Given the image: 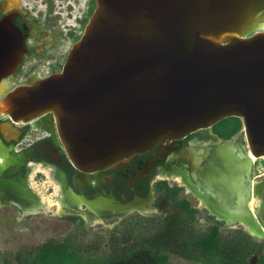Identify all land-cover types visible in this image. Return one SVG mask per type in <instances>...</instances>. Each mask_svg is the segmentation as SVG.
Instances as JSON below:
<instances>
[{"label": "water", "instance_id": "water-1", "mask_svg": "<svg viewBox=\"0 0 264 264\" xmlns=\"http://www.w3.org/2000/svg\"><path fill=\"white\" fill-rule=\"evenodd\" d=\"M82 26L61 71L12 85L27 35L0 22L6 141L49 119L72 166L95 173L239 118L247 149L210 148L193 175L220 219L264 239V177L253 180L250 155L264 157V0H91Z\"/></svg>", "mask_w": 264, "mask_h": 264}, {"label": "flooded vegetation", "instance_id": "flooded-vegetation-1", "mask_svg": "<svg viewBox=\"0 0 264 264\" xmlns=\"http://www.w3.org/2000/svg\"><path fill=\"white\" fill-rule=\"evenodd\" d=\"M82 1L0 0V22L12 18L14 25L27 35L29 49L8 82L12 85L20 83L18 79L27 62L58 61L57 50L67 45L69 49L72 47L83 33L82 23L88 18L90 9L91 0ZM77 7L81 12L76 11ZM67 54L59 69L51 73L62 70ZM34 75L38 76L32 74L30 77ZM8 121V116L0 115V204L15 205L28 219L40 214L56 216L54 210L61 203V214L93 226L102 224L101 219H118L164 209V202L172 198L173 192H178L177 198L184 190H189L187 193L206 207L217 202L200 190L199 172L194 178L192 170V163L202 160L210 148L229 141L216 134L215 126L178 142L160 144L157 149L162 156L153 150L136 155L115 168L81 173L72 166L49 119L18 124L21 136L6 141L1 124ZM204 163L200 162V166ZM182 201L189 202L188 199L179 202ZM158 202L163 204L159 206ZM209 210L220 217L214 210ZM20 227L33 233L37 229L29 227L26 220ZM50 245L66 246V243L43 242L34 251L26 253L34 254Z\"/></svg>", "mask_w": 264, "mask_h": 264}, {"label": "rangeland", "instance_id": "rangeland-1", "mask_svg": "<svg viewBox=\"0 0 264 264\" xmlns=\"http://www.w3.org/2000/svg\"><path fill=\"white\" fill-rule=\"evenodd\" d=\"M84 2V0L82 1ZM82 6V5H81ZM77 12L81 10L77 7ZM69 46L59 48L56 52L58 61H30L23 68L19 77V82H25L32 74H37L43 78L51 72L58 70L59 65L63 63ZM215 129L219 132H231L230 120L224 119L216 124ZM231 139L238 141L241 148L247 149L243 144L245 141L244 127L242 123L241 130ZM230 140V139H229ZM253 180H260L264 177V157L256 160L252 170ZM58 191L57 188L54 190ZM189 190L180 191L175 199L168 198L164 209L151 211L143 214H129L125 217L116 219H101L102 224L90 226L84 224L77 218L61 214L63 206L57 208L56 216L40 214L28 219L20 208L10 203L0 204V264H19L17 257L20 253L34 251L35 247L42 245L43 242H53L75 247L81 255L91 259L99 257H117L125 250L133 249L137 246L163 245L162 252L168 254L169 258L166 264H202L194 260L186 259L182 256L183 251L180 248V240L191 241V237L199 236L205 233L210 227L218 226L222 238H231L235 233L242 232L248 234L259 245V249L251 260V264H258L264 258V239L252 235L240 223H230L227 220L220 219L213 215L208 206H204ZM181 199H188L191 207L197 212L193 221L189 222L186 229L183 225L182 231L178 236L181 239L173 242L168 233L169 224L176 218L181 211L176 202ZM157 200V199H156ZM155 200V201H156ZM163 202H158L160 206ZM254 204H248V207L254 208ZM24 219L29 227H35L36 233L30 230H24L18 225V222ZM24 260L27 261L26 256Z\"/></svg>", "mask_w": 264, "mask_h": 264}, {"label": "trees", "instance_id": "trees-1", "mask_svg": "<svg viewBox=\"0 0 264 264\" xmlns=\"http://www.w3.org/2000/svg\"><path fill=\"white\" fill-rule=\"evenodd\" d=\"M231 132H215L224 140L231 139L242 128V120L239 118H229ZM216 126V125H215ZM177 191L173 192L175 199ZM181 211L169 224L168 233L172 237L171 241L177 242L181 239L179 233L183 225H188V220L193 221L196 210L191 208L188 201L176 202ZM187 229L188 227L185 226ZM192 240H180L182 256L186 259L194 260L202 264H251L252 258L259 249V245L248 234L237 232L231 238H222L218 226L210 227L205 233L191 237ZM162 244V243H161ZM141 245L131 250L127 249L117 257H99L91 259L81 255L73 246L50 245L40 249L37 253H20L17 257L19 264H166L168 254L162 252L163 245ZM26 256L27 261L24 260ZM264 264V258L258 262Z\"/></svg>", "mask_w": 264, "mask_h": 264}, {"label": "bare ground", "instance_id": "bare-ground-1", "mask_svg": "<svg viewBox=\"0 0 264 264\" xmlns=\"http://www.w3.org/2000/svg\"><path fill=\"white\" fill-rule=\"evenodd\" d=\"M251 155V157H252V159L254 160V161H256L257 160V158L255 157V156H253L252 154H250ZM254 197H252L251 198V200H250V205H251V207H252V205L254 204ZM256 200V199H255ZM58 205H59V207H61V203H58ZM253 209L254 208H251V210L253 211ZM18 224L20 225V226H24V224H25V220L24 219H21L19 222H18Z\"/></svg>", "mask_w": 264, "mask_h": 264}, {"label": "built area", "instance_id": "built-area-1", "mask_svg": "<svg viewBox=\"0 0 264 264\" xmlns=\"http://www.w3.org/2000/svg\"><path fill=\"white\" fill-rule=\"evenodd\" d=\"M258 160V159H257ZM254 162H256V161H254Z\"/></svg>", "mask_w": 264, "mask_h": 264}]
</instances>
